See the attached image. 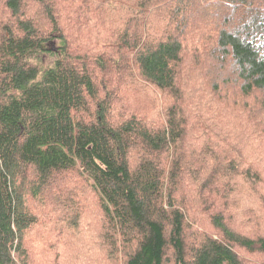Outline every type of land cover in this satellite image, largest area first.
Segmentation results:
<instances>
[{"label":"trees","instance_id":"obj_1","mask_svg":"<svg viewBox=\"0 0 264 264\" xmlns=\"http://www.w3.org/2000/svg\"><path fill=\"white\" fill-rule=\"evenodd\" d=\"M230 87L264 99V0H0V264H29L24 197L66 180L116 264H264V152L212 113Z\"/></svg>","mask_w":264,"mask_h":264},{"label":"rangeland","instance_id":"obj_2","mask_svg":"<svg viewBox=\"0 0 264 264\" xmlns=\"http://www.w3.org/2000/svg\"><path fill=\"white\" fill-rule=\"evenodd\" d=\"M55 43L59 45L58 41ZM193 47L194 39L185 45L187 54L184 72L192 68L193 50L189 49ZM117 59L115 56L113 61H118ZM199 62L201 66L197 71H202L205 67L204 58ZM210 68L201 73L207 74ZM133 101H129V106H133ZM136 102L138 106L141 104L139 98H136ZM218 102L219 106L214 108L212 113L217 114L225 125L223 135L226 139L233 142L235 135L242 130L253 131L255 139L251 142L254 145L251 151L256 147V151L264 152V99L260 95L244 98L230 87L223 90V96ZM151 104L142 106L139 109L140 113L142 115L151 113ZM227 145L231 146L230 143ZM76 185L77 188H74L66 180L62 184L59 183L52 194H44L41 200L35 201L24 197L26 204L37 216L36 225L27 232L25 239L24 246L27 249L29 264H87L88 262L95 264L98 260L102 264H116L106 259L105 254L102 253V249L106 246L95 239L99 223L93 201L86 195L81 197L83 193L80 192H85V188L81 183ZM69 196L76 202L74 208L69 206L70 202L61 200ZM88 224L92 225L91 229L88 228ZM85 248L89 250L86 251Z\"/></svg>","mask_w":264,"mask_h":264}]
</instances>
